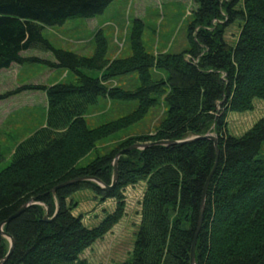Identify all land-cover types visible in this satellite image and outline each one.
Segmentation results:
<instances>
[{"label":"trees","instance_id":"1","mask_svg":"<svg viewBox=\"0 0 264 264\" xmlns=\"http://www.w3.org/2000/svg\"><path fill=\"white\" fill-rule=\"evenodd\" d=\"M111 1L0 0V70L37 61L75 76L72 82L23 85L13 91L42 90L47 108L44 124L16 145L10 164L0 170V226L14 240L3 264H94L82 252L124 214L122 189L140 181L145 187L132 249L127 258L111 264H190L203 188L215 161L196 237L195 264H264V116L239 136L227 133L225 120L227 112L251 110L255 98L264 99V0H196L189 45L179 53H148L139 18L133 19L130 30L131 55L124 58L106 57L101 29L90 56L55 48L43 37L44 26L97 15ZM236 18L242 22L230 45L224 30ZM30 48L52 52L54 61L22 55ZM185 54L191 59H184ZM85 70L101 74L88 76ZM132 71L139 80L134 90L106 83ZM155 71L162 75L154 76ZM9 93H0V100ZM99 97L136 99L137 106L89 128L84 113ZM159 98L166 104V115L153 133L128 137L110 153L77 166L97 140L142 119ZM208 131L217 137V152L212 140L201 137ZM188 138L193 139L155 143ZM134 143L149 144L119 155L117 180L109 190L91 180L55 188L82 176L111 184L113 159ZM81 187L102 200L116 199L115 209L92 227L67 203ZM46 213L50 220H44ZM9 245L0 234V259Z\"/></svg>","mask_w":264,"mask_h":264},{"label":"rangeland","instance_id":"2","mask_svg":"<svg viewBox=\"0 0 264 264\" xmlns=\"http://www.w3.org/2000/svg\"><path fill=\"white\" fill-rule=\"evenodd\" d=\"M197 7L196 0H112L104 11L97 15L69 17L61 24L44 26L42 34L55 48L90 56L95 48V33L101 29L107 42L106 57L112 60L131 55L130 30L133 19L139 18L143 22L142 43L148 53H179L188 48V25ZM241 22L240 18H236L226 25L224 39L228 44H235ZM22 55L54 61L52 52L39 48L25 50ZM184 59H191V55L185 54ZM84 72L88 76L101 74L96 70ZM153 75L158 77L162 74L161 71H155ZM74 78L71 71L53 68L37 61L28 62L27 65L12 63L10 67L0 70V93L10 92L5 99L0 100V151L3 156L0 160V170L10 164L16 145L41 127L46 116L47 97L44 91H13L23 85H51L57 82H72ZM106 83L110 87L134 90L139 85V80L137 73L132 71ZM136 106V99L126 101L99 97L84 113L86 125L89 128L98 127L132 112ZM166 109L163 98H159L142 119L97 140L94 147L78 161L77 166L83 167L94 158L110 153L128 137L153 133L165 117ZM262 116L264 99L255 98L251 110L227 112L226 131L228 134L239 136ZM210 133L215 135L214 132ZM117 174L116 170V180ZM144 187V181H140L122 189L124 214L111 231L107 232L105 238L97 239L82 252L83 258L94 264H111L127 258L139 225ZM67 200V203L74 207L73 214H80L83 223L89 227L97 225L100 217L112 212L116 205V199L102 200L100 195L87 187L72 192Z\"/></svg>","mask_w":264,"mask_h":264},{"label":"water","instance_id":"3","mask_svg":"<svg viewBox=\"0 0 264 264\" xmlns=\"http://www.w3.org/2000/svg\"><path fill=\"white\" fill-rule=\"evenodd\" d=\"M201 137L212 140V142L214 144V147L216 149V152H217V137L214 134L210 133V131H209L205 135H202ZM192 139L193 138H188V139H185L183 141L158 140L155 143L162 144V145L163 144H173V143H179V142H184V141H190ZM148 144L149 143H134L131 146H129V147L125 148V149L120 150L116 154V156H115V158L113 160V163H112L113 164V175L114 176L112 177L111 184H109V185H106L105 183H103L101 180H99L96 177H92V176H82V177H77V178H74V179H70L68 181H65V182L59 184L58 186H56L55 188L60 187V186H64V185H68V184H71V183H74V182H77V181H80V180H91V181H94L97 184H99L102 188H104V190H109L114 185V183L116 181L117 160H118L119 155L122 154L126 150H130V149H134V148H140V149H142L145 146H147ZM216 163H217V161H215V164L213 165L212 170L210 171V173H209V175L207 177V180H206V182L204 184L202 198H201V214H200L199 221H198L197 231H196V234H195V236H194V238L192 240V244H191L190 264H195L194 249H195L197 232L200 229V225H201V221H202V212H203V207H204V200H205V194H206L207 186H208L209 180H210V178H211V176H212V174H213V172L215 170ZM55 188H53V190H52L53 192H54ZM27 205L28 204L22 205L21 208L17 211V213L20 212L22 209H24V207H26ZM43 218H44V220H50V218L48 217L47 213L44 215ZM0 234H2L3 236L7 237V239L9 240V244H10L9 245L8 252L4 255V257H2L0 259V264H3L7 260L8 256L10 255V253L12 252V249H13V246H14V240H13V238L10 235L6 234L2 230L1 226H0Z\"/></svg>","mask_w":264,"mask_h":264},{"label":"crops","instance_id":"4","mask_svg":"<svg viewBox=\"0 0 264 264\" xmlns=\"http://www.w3.org/2000/svg\"><path fill=\"white\" fill-rule=\"evenodd\" d=\"M111 231V230H110ZM107 234V233H106ZM106 234L102 237V238H105V236H106ZM120 256V255H119ZM116 259H117V257H116ZM119 260H121V259H119Z\"/></svg>","mask_w":264,"mask_h":264}]
</instances>
